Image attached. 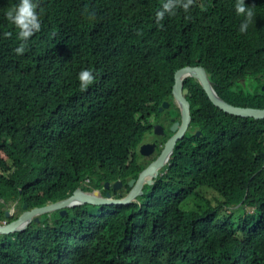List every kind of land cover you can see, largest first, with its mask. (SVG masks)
Listing matches in <instances>:
<instances>
[{
    "label": "trees",
    "instance_id": "1",
    "mask_svg": "<svg viewBox=\"0 0 264 264\" xmlns=\"http://www.w3.org/2000/svg\"><path fill=\"white\" fill-rule=\"evenodd\" d=\"M35 2L40 29L17 54L5 14L18 0H0V224L18 217L5 216L9 201L33 209L77 188L125 196L147 166L144 138L162 124V144L180 119L172 89L183 67H204L228 103L264 109V0H244V32L236 0L187 10L179 0L159 21L165 0ZM82 68L95 77L84 90ZM184 87L190 128L137 202L45 214L0 235V264H264V120L225 113L194 79Z\"/></svg>",
    "mask_w": 264,
    "mask_h": 264
},
{
    "label": "water",
    "instance_id": "2",
    "mask_svg": "<svg viewBox=\"0 0 264 264\" xmlns=\"http://www.w3.org/2000/svg\"><path fill=\"white\" fill-rule=\"evenodd\" d=\"M188 78L196 80L201 85L213 105L225 113L242 118L264 120V109L238 107L221 98L214 89L204 67H183L176 71L174 77L175 83L172 89L173 104H175L180 111V119L176 121L173 120V123L170 127V131L173 133V135L165 142L160 155L139 174L138 178L131 179L128 182L127 185L130 190L125 196L121 198H114L110 192H107L105 196H101L99 194L85 192L83 189L77 188L75 192L67 199L51 203L43 207L28 209V205L25 204L23 206V213L20 214L17 219L9 223L5 221L3 224H0V235H9L12 233L23 232L31 225L32 222H39L41 216L55 211H59L60 215L64 216L66 215L68 208H74L85 204L93 206H113L130 205L137 202L138 198L144 194L143 189L145 185H153L160 174V170L169 164L170 158L177 143L185 137L187 131L190 128L192 120L191 104L187 99L190 93L189 89L184 87V83ZM169 106V102L165 101L159 108V111L163 112L165 109H168ZM154 134L158 136L163 135V125L156 124L154 126ZM200 134V131L196 133L197 136ZM155 148V144H144L140 148V153L145 157H151L155 152ZM122 187V181L117 180L113 184V190H119ZM105 188L109 189V183L105 185ZM5 216L10 218L12 214L11 212L7 211Z\"/></svg>",
    "mask_w": 264,
    "mask_h": 264
},
{
    "label": "clouds",
    "instance_id": "3",
    "mask_svg": "<svg viewBox=\"0 0 264 264\" xmlns=\"http://www.w3.org/2000/svg\"><path fill=\"white\" fill-rule=\"evenodd\" d=\"M178 2H179V0H165L162 7L159 10H157L155 13L156 20L159 21L160 19H162L164 17L165 14H168V15L173 14ZM191 2H192V0H184V2L180 3V6L183 9L187 10L189 8V5L191 4ZM36 7H37V5H36L35 0H18V3L15 5V7L12 10L6 12V14H5L7 16V18L9 19V21L18 29L17 36H18L20 43L14 49V51L17 54H23L24 53L25 46H26L29 38L33 35L34 32L39 31V29H40V20L38 18V13L36 11ZM234 7H235L236 13L238 15L243 16V19L240 22L238 31L244 32V31H246V29L248 27V23H249L252 15H253L252 10L250 8L246 7L244 0H236ZM94 78H95L94 73L90 68H82L77 73V79L79 81V87L82 90L87 89L88 86L93 82ZM163 127H164V125H163ZM140 148H139V153H140ZM140 155H141V153H140ZM141 156H143V155H141ZM162 170H160V172ZM119 181H121V180H119ZM107 183L108 182H106L105 185ZM113 184H112V188H113ZM109 187H110V184H109ZM122 189H123V187L120 188L119 190H122ZM7 211L8 210H6V212ZM22 213H23V210H22L21 214Z\"/></svg>",
    "mask_w": 264,
    "mask_h": 264
},
{
    "label": "flooded vegetation",
    "instance_id": "4",
    "mask_svg": "<svg viewBox=\"0 0 264 264\" xmlns=\"http://www.w3.org/2000/svg\"><path fill=\"white\" fill-rule=\"evenodd\" d=\"M171 119H172V118H171ZM172 121H173V119H172ZM164 136H165V130H164V134H163V135L158 136V135H155V134H154V129H153L152 134H149L148 136H146V137L144 138V140H143L142 144L140 145V147H141L143 144H155V145H156V148H155L154 155H153L152 157L141 156V158H139V157L137 156V161H138V163H140V164H145V163H147V166H148L152 161L155 160V159H153V158L158 157V156L160 155L161 151L163 150L164 144H165V142L167 141V140H165V141H163L162 144H161V140L163 139ZM158 146H162V150H161L159 153H157V151H158ZM140 147H139V148H140ZM139 154H140V153H139ZM147 166H146V167H147ZM146 167H145V168H146ZM130 180H131V179H130ZM130 180H129V181H130ZM129 181H128V182H129ZM123 189H124V187H123Z\"/></svg>",
    "mask_w": 264,
    "mask_h": 264
},
{
    "label": "rangeland",
    "instance_id": "5",
    "mask_svg": "<svg viewBox=\"0 0 264 264\" xmlns=\"http://www.w3.org/2000/svg\"><path fill=\"white\" fill-rule=\"evenodd\" d=\"M253 89V86H252ZM2 210H8L9 212L12 213V217L13 216H19L22 212V210L18 207V201H9V203L6 204V206H4L2 208Z\"/></svg>",
    "mask_w": 264,
    "mask_h": 264
}]
</instances>
